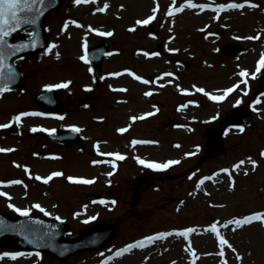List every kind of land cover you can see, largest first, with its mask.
<instances>
[{"label":"rangeland","instance_id":"obj_1","mask_svg":"<svg viewBox=\"0 0 264 264\" xmlns=\"http://www.w3.org/2000/svg\"><path fill=\"white\" fill-rule=\"evenodd\" d=\"M233 3L244 7L216 10ZM170 10L175 15H167ZM152 15L151 23H138ZM46 29L49 46L17 59L23 83L0 96V125H10L0 127V148L12 149L0 152V193L7 194L0 195V211L19 216V208L59 218L70 238L101 222H114L115 233L99 249L61 259L0 243V264H264V223L228 224L264 213V101L257 103L264 96L258 93L264 69L256 73L264 54V0H62ZM107 32L112 35L99 34ZM103 39L111 49L95 82L92 64L82 57L85 44ZM234 44L236 50L225 51ZM238 71L250 74L240 84L232 78ZM66 82L67 88H56V108L36 103L37 91ZM229 88L235 90L225 96ZM184 105L193 108L181 111ZM235 110L249 111L251 125L229 124ZM217 121L226 125L223 151L205 155L209 128ZM68 128L80 129L84 146L49 135ZM145 142L154 146L134 151ZM170 160L180 163L165 170L146 166ZM57 172L62 175L44 183ZM213 224L231 248L221 249L216 234L206 231ZM189 228L196 231L176 234ZM169 232L166 239L117 255ZM16 253L22 255L12 259Z\"/></svg>","mask_w":264,"mask_h":264},{"label":"water","instance_id":"obj_2","mask_svg":"<svg viewBox=\"0 0 264 264\" xmlns=\"http://www.w3.org/2000/svg\"><path fill=\"white\" fill-rule=\"evenodd\" d=\"M60 0H44V4H37L36 7L42 11V15H39L38 22L34 27L32 37L28 38L21 34L19 31L31 24L22 25V27L14 32L11 36L6 37L8 45L20 46L28 44L29 47L22 49L15 55H9L10 48H5L4 64L12 66L16 75L14 80L0 81V87L3 84H7L8 88L13 86H19L22 82L23 72L20 67L14 62L15 58L38 51L47 46L48 40L45 31V19L47 15L54 9H57L60 5ZM27 18H32L33 13H24ZM237 47L228 46L226 51L236 50ZM109 50V42L102 41L101 44L90 50L88 57L94 62V73L97 80L101 78L103 59L107 55ZM7 69H5V73ZM1 94V93H0ZM50 98L47 100L46 96ZM37 98L39 103L48 107H56L59 103L58 94L54 90H46L43 93H38ZM46 100V101H45ZM247 118V122L243 125L250 124V118ZM223 128H213L209 138V151L214 153L222 145V132ZM52 135L60 142L73 141L78 144H82V139L77 131L61 130L53 132ZM35 222V223H34ZM42 222V223H41ZM67 227L61 221L37 218L28 216H22L20 218L11 217L5 213L0 212V242L22 248V249H34L51 252L58 257H66L79 250L84 249H97L105 244L114 234V228L111 224L101 223L87 231L82 232L79 236L74 238H66L65 233ZM16 235V238L13 236ZM9 237L8 240H5Z\"/></svg>","mask_w":264,"mask_h":264},{"label":"snow or ice","instance_id":"obj_3","mask_svg":"<svg viewBox=\"0 0 264 264\" xmlns=\"http://www.w3.org/2000/svg\"><path fill=\"white\" fill-rule=\"evenodd\" d=\"M75 2L77 4L81 3L82 0H75ZM83 2H88V0H83ZM37 4H44V0H0V81H4V80H14L15 78V71L12 68V66L10 65H6L3 63L4 59H5V52L4 49L5 48H10L11 52L9 53V55H15L17 52L21 51L24 48L29 47L28 44H23L20 46H16V45H8L6 37L11 36L14 32H17L22 25L25 24H31V25H35L38 22V18L39 15H42V11H40L36 5ZM189 7H197L198 5L196 4H189ZM107 7V6H105ZM199 7H205L204 5H199ZM244 7V5L242 4H231V5H221L218 9H216L217 11H223V10H227V8H242ZM100 11H104V9H99ZM157 9H153V12H155ZM184 9L182 7L180 8H176V12H182ZM24 13H33L32 18H27L25 17L23 14ZM167 15L169 16H173L175 15V12L173 11H169L167 13ZM155 19V15L149 16L147 19H144L142 21H138V23L143 24V25H147L149 23H151L153 20ZM100 35H112L111 32H107V33H99ZM248 39H259V36L257 37H248ZM52 47H56V45H52ZM85 48H87V45L85 44ZM49 51H51V49H49ZM82 59L85 60V62H88L87 57H82ZM5 69H7V72L5 73ZM261 69H264V54L261 55V59L258 62L257 68H256V73H259L261 71ZM166 75H171L166 74ZM240 75L242 77H248L250 74L247 71H242L240 73ZM252 78H255V75H253ZM136 79L140 80L141 77L137 76ZM246 82V81H245ZM71 82H66V83H61V84H57L54 86H50L49 90H51V87H55V88H67L69 86ZM143 83L148 84L150 83V81L148 80H143ZM238 87V85L236 86ZM8 85L7 84H3L2 87H0V93H3L5 91H8ZM234 88H229L227 89L225 96L227 94H230L232 91H234ZM198 91L203 92V89H198ZM152 93H147V95H151ZM207 94V93H205ZM212 99L215 100H221L224 97H211ZM23 116H28V115H40L38 113H24L22 114ZM148 115H152V113H149ZM60 119H63L64 117H59ZM143 118V117H141ZM136 119V118H133ZM16 122H19L21 120V116L18 115L15 118ZM10 125L5 124V125H0V127L3 128H7ZM48 131L47 129H36L33 128L32 131ZM54 131V130H53ZM73 131H80V129L78 128H74ZM119 131L121 132H125L127 131V129H120ZM134 144L136 143H143L141 141H133ZM5 151H12V149H3L0 148V152H5ZM102 155H109V156H115V158L117 160H123L125 159V157L119 153H101ZM262 155H264V153H262ZM94 163H99V162H94ZM141 163H144L143 161H141ZM180 161L179 160H170L167 161L166 163L160 164V163H148L146 166L149 168H153L156 170H165L173 165L179 164ZM245 162L241 161L238 165H236V167H240L241 165H243ZM253 164H255V162H253ZM227 171V170H225ZM247 174V173H245ZM62 173H53L52 175H50L48 178L44 179V183H48L54 176H61ZM36 179H42L41 177H35ZM72 182L74 183H81V184H91L94 181L92 180H88V179H74V178H69ZM13 183H21V181H14ZM202 183V182H201ZM0 195H7L6 193H0ZM113 203H115V201H113ZM37 208H39V205H36ZM16 211L20 212V214L22 216H28L29 215V211L28 210H21L19 208L16 209ZM41 211H43V209H41ZM59 219V218H57ZM94 219V218H93ZM261 222L264 223V213H256V214H252L243 218H237L234 221H229L228 224H235L237 227H243L245 225H251L254 222ZM35 223V222H34ZM42 223V222H41ZM228 225L226 224L225 227H227ZM196 229L193 228H189L186 229L184 231H181L179 233H176L179 236L182 237H187L189 236L190 233L195 232ZM206 231H210L212 233H215L216 236L219 238V243H220V247L221 249H223L225 246H228L229 248H231V244L229 243V241L227 239H225L223 236L220 235V232L218 231V228L216 226V224H213L209 229H207ZM173 235V233L169 232V233H163V234H159V235H155V236H151V237H147L146 241H139L136 244L133 245H129L127 248L121 250L120 252L117 253V255H123L125 252L130 251L132 248H144L147 247L149 244L154 243L157 240H162V239H166L168 236ZM195 254V253H194ZM7 255V254H5ZM19 255H22L21 253H16V254H12L11 258L12 259H16ZM220 255L223 256L224 252L221 251ZM238 259H240V257H237ZM0 259H2V257H0Z\"/></svg>","mask_w":264,"mask_h":264},{"label":"bare ground","instance_id":"obj_4","mask_svg":"<svg viewBox=\"0 0 264 264\" xmlns=\"http://www.w3.org/2000/svg\"><path fill=\"white\" fill-rule=\"evenodd\" d=\"M188 8V6L187 7H185V9H187ZM189 11H190V9H189ZM194 11H199V10H194ZM210 13V12H209ZM242 71H238L237 72V74H235L232 78L235 80L234 81V83H236V84H240V82H241V79H242V76L240 75V73H241ZM115 79H123V76H116L115 77ZM233 83V84H234ZM228 88V87H227ZM258 102L257 103H259V102H261V104H262V102L264 101V96H259L258 97ZM187 107H189V108H193V106H191V105H188V106H183V107H181V111H184V108H187ZM152 146H154V144L152 143V142H145V144H143L142 146L141 145H139V146H135L136 148L134 149V146H132V149H134V151L138 148V151H140L141 152V150H140V148L141 147H144V148H149V147H152Z\"/></svg>","mask_w":264,"mask_h":264}]
</instances>
